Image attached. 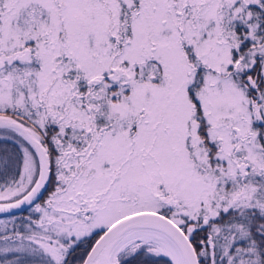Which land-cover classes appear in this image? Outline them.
I'll use <instances>...</instances> for the list:
<instances>
[{
	"label": "snow or ice",
	"instance_id": "snow-or-ice-1",
	"mask_svg": "<svg viewBox=\"0 0 264 264\" xmlns=\"http://www.w3.org/2000/svg\"><path fill=\"white\" fill-rule=\"evenodd\" d=\"M0 264H264V0H0Z\"/></svg>",
	"mask_w": 264,
	"mask_h": 264
}]
</instances>
